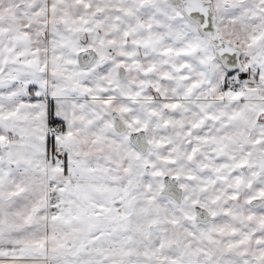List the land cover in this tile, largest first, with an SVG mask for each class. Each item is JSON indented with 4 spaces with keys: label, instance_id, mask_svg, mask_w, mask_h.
<instances>
[{
    "label": "snow or ice",
    "instance_id": "obj_1",
    "mask_svg": "<svg viewBox=\"0 0 264 264\" xmlns=\"http://www.w3.org/2000/svg\"><path fill=\"white\" fill-rule=\"evenodd\" d=\"M0 264H264V0H0Z\"/></svg>",
    "mask_w": 264,
    "mask_h": 264
}]
</instances>
